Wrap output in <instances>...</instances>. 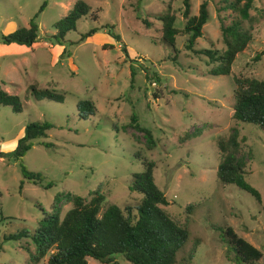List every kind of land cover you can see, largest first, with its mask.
I'll use <instances>...</instances> for the list:
<instances>
[{
    "label": "rangeland",
    "instance_id": "rangeland-1",
    "mask_svg": "<svg viewBox=\"0 0 264 264\" xmlns=\"http://www.w3.org/2000/svg\"><path fill=\"white\" fill-rule=\"evenodd\" d=\"M75 1L0 0V35L27 27L32 19L38 38L35 49L0 41V89L17 96L20 103L16 113L0 105V152L14 148L27 123L51 125L22 158L27 171L40 174V185L23 179L11 157L0 158V264H32L20 247L24 241L3 236L33 231L59 192L85 197L101 184L102 209L109 204L137 205L139 196L128 191L131 174L142 169L134 153L154 163L153 182L167 200L163 210L186 224L188 240L176 253L174 264H233L214 230L226 226L256 247L261 257L255 264H264V133L231 116L232 79H264V55L252 61L264 49V0H253L249 20L242 22L251 34L250 43L235 57L230 73L216 77L206 74L205 57L184 48L185 35L175 36V52L160 40V23L154 16L172 13L175 27L181 30V0H81L89 7L88 14L64 35V42L55 44L50 38L52 25ZM202 1L189 0L190 15L197 13ZM206 1L208 20L194 48L220 51L218 19L227 24L236 15L228 9L217 12L221 0ZM105 25L119 35L127 56L101 28ZM90 27L99 29L90 38L71 44ZM63 49L67 55L59 57ZM43 89L64 93L62 101L46 99ZM78 100L91 101L95 111L84 110L79 116ZM132 113L152 134L154 144L149 150L143 134L129 125ZM193 130L196 136L182 139ZM233 131L245 164L244 180L259 193L260 203L215 179V141ZM187 204L192 207L184 213ZM67 208L68 204L60 205V216ZM26 244L33 252V245ZM114 260L130 264L120 255ZM36 264H46V256ZM87 264L105 263L87 258Z\"/></svg>",
    "mask_w": 264,
    "mask_h": 264
},
{
    "label": "trees",
    "instance_id": "trees-1",
    "mask_svg": "<svg viewBox=\"0 0 264 264\" xmlns=\"http://www.w3.org/2000/svg\"><path fill=\"white\" fill-rule=\"evenodd\" d=\"M253 0H221L220 10H230L236 17L224 24L219 20L220 39L222 50L212 48L195 49L197 38L201 37V28L208 20L207 1H202L195 15H190L189 0H181V16L183 24L181 30L175 27V16L165 12L155 15L154 19L160 23L161 42L175 52V36L178 33L185 35L184 48L194 55H201L209 66L206 74L210 77L228 75L235 57L240 54L251 41V34L242 27L243 21L249 20V10ZM42 3L38 11L43 9ZM89 7L81 0H76L66 14L52 25L54 34L50 38L55 44L64 42V35L76 28V22L84 18ZM94 17V16H93ZM94 21V19L90 20ZM145 27L149 26L142 20ZM105 33L120 44L121 51L127 56L125 46L118 34L112 31V26L101 27ZM99 28L90 27L79 35L78 44L90 38ZM37 25L34 20L28 22L27 27H19L10 33L0 35L3 44H15L31 48L37 42ZM35 49V46H33ZM66 54L63 49L59 55ZM67 55V54H66ZM264 55V49L256 52L252 61H258ZM174 58V57H173ZM129 76H134L130 67ZM144 76L147 77L146 73ZM156 79V78H155ZM232 119L256 126L264 133V79L252 77H234L233 79ZM31 90L34 91L33 87ZM43 96L51 101L60 102L63 94H56L53 90L43 89ZM0 105L9 106L12 112L20 111L17 96L8 94L0 89ZM79 116L80 112L95 111L89 100H78L75 104ZM130 127L143 134L145 147L151 149L154 140L151 132L141 127L135 114L130 115ZM51 125L45 121H33L23 127L21 136L17 139L14 148L7 152H0V158L11 157L19 166L23 179L40 185L39 173L27 171L22 164L25 152L32 143L44 138ZM116 129V126H115ZM197 131L184 134L182 139L196 136ZM40 145H45L40 142ZM215 146L218 152V162L215 169L216 181L225 186L232 184L240 190L249 193L260 203L259 193L244 180V162L239 155V141L233 131L226 139H217ZM133 157L140 160L142 169L131 174L128 182V191L136 193L139 201L134 207L125 205L119 208L109 204L102 209L104 195L101 184L89 190L85 197L69 192H59L54 195L49 212H42L41 219L31 232L19 230L3 236L4 240L24 241L20 247L28 252L32 264L38 263L46 256V264H87V258L99 263L117 264L114 260L120 255L130 264H174L175 256L188 240L185 222L180 223L168 215L162 206L167 205L163 192L153 182L152 169L154 163L134 153ZM48 186V185H47ZM46 186V187H47ZM68 204V208L60 216L61 204ZM192 204L184 207L188 213ZM264 216V206L261 207ZM218 231L219 240L225 244V256L233 264H255L261 257V252L244 239L238 237L230 227L214 228ZM33 245V252L28 244ZM231 254V257L227 255Z\"/></svg>",
    "mask_w": 264,
    "mask_h": 264
}]
</instances>
